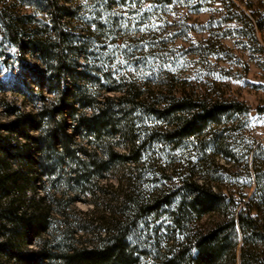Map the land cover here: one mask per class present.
I'll return each mask as SVG.
<instances>
[{
	"label": "rangeland",
	"instance_id": "374dc122",
	"mask_svg": "<svg viewBox=\"0 0 264 264\" xmlns=\"http://www.w3.org/2000/svg\"><path fill=\"white\" fill-rule=\"evenodd\" d=\"M67 1L77 17L67 28L74 35L89 34L87 43L73 44L75 52H82L78 68L86 74L79 81L90 90L88 95L95 94L87 96L77 112L92 114L95 109L88 100L123 96L119 88L139 93L137 108L132 109L126 100L121 105L110 103L111 110L123 117L117 120L131 127L137 144L143 146L144 163L137 167L129 160L104 168L101 177L93 176L89 185L72 184L75 191L63 185V180L70 168L80 167L64 161L58 164L52 157L48 162L58 183L51 193L60 197L69 188L77 199L64 214L51 206L48 234L39 241L50 234V241L65 240L64 245H95L97 229L113 226L116 219L121 224L127 220L134 264H169L174 251L192 246L194 236L203 229L216 221L236 220L252 198L263 233L246 244L251 256L247 264H264V0ZM48 8L46 0H0V11L21 20L31 33L23 36V42L14 41L0 17V134L13 143L24 142L22 128L37 134L25 116L42 117L44 111L42 124L46 125V117L58 103L59 85L70 82L64 75L57 77V63L45 60L39 47L50 49L55 42ZM172 96L206 104L238 101L248 110L226 113L198 135L172 140L167 135L173 129L172 118L152 111V106L158 109L164 104L157 101ZM17 122L21 124L15 126ZM111 136L114 148L128 155L127 139L119 132ZM90 138L94 149L99 139ZM98 147L103 153L104 147ZM135 172L139 177L129 182ZM189 179L232 199L221 210L183 217L184 199L190 194L186 190L174 194ZM41 180L37 174V185L27 192V200L45 194L48 184L44 186ZM82 188L86 191L80 192ZM138 192L144 203L154 207L131 223V217L122 213L134 208ZM179 208L182 225L174 220ZM226 234L228 251L216 264H243L245 242L239 225L231 226ZM38 245L33 242L28 247L37 249ZM184 252L180 261L189 264L195 250ZM61 255L58 251L54 257Z\"/></svg>",
	"mask_w": 264,
	"mask_h": 264
},
{
	"label": "trees",
	"instance_id": "16d2710c",
	"mask_svg": "<svg viewBox=\"0 0 264 264\" xmlns=\"http://www.w3.org/2000/svg\"><path fill=\"white\" fill-rule=\"evenodd\" d=\"M46 1L51 13V29L55 42L50 49L45 45L39 46V42L35 44L41 47L45 60L51 59L57 63L54 68L57 77L64 75L70 82L67 86L59 85L58 103L50 112V116L46 117V125L42 124L44 111L40 113L42 117H37L38 119L31 114L25 116L37 134L31 135L22 128L24 142L19 143H13L0 134V264H134L133 253L128 248L131 238L127 220L121 224V219H116L113 226L97 229L95 245L87 244L81 248L73 244L64 245L65 240L50 241V234L44 242L39 241L43 235L48 234L51 206L58 207L59 212L64 214L68 204L77 199V194L72 192V190L77 191V188H72V184L76 187L89 185L93 176L100 178L103 169L112 167L114 164H124L131 160L140 167L144 163L143 146L137 144V137H134L131 127H125L120 123L121 120H117L120 116L111 110L112 103H110L121 105L126 100L134 109L140 104V94L128 88H119L123 96L116 98L106 96L104 100H97V98L88 100L87 104L95 111L89 115L85 112L78 113L80 103L87 96H95L92 93L88 95L89 89L82 86L83 84L79 81L80 78H85L86 74L78 68L79 56L82 52H75L73 45L87 43L89 34L74 35L67 28L70 20L77 19L70 2L64 0V3L59 4V0ZM0 17L14 41L23 42V36L31 35L29 30L20 23L21 20L9 18L4 11H0ZM160 102H164L163 106L158 109L152 106V111H159V114L172 118L173 129L167 133L172 140L198 135L210 122L221 121L226 113L248 110L245 104L238 101H215L206 104L204 101L187 96H172L157 101V103ZM120 118L123 120V117ZM18 123L14 125L21 124V122ZM9 127L4 126V128L12 129ZM117 132L127 139L128 155L121 154L114 148L111 135ZM91 135L99 139L94 149L90 146L93 142ZM98 146L104 147L103 153ZM52 157L58 160V164L64 161L80 167L78 170L69 169L63 185L72 190L66 189L60 197L51 193L52 190H56L58 183L57 179H53L55 172L50 169L51 165L48 162ZM136 172L135 175L132 174L129 182H134V179L139 177ZM37 174H40L43 179L40 182L44 186L48 184V188L43 196L27 200V192L37 185L35 184ZM132 178H134L133 181H131ZM129 185L131 186V183ZM183 190L190 194L187 200L184 199L183 217L195 214L203 216L221 210L225 201L232 199L217 192L212 186L191 179L184 182L174 195ZM85 191V188L80 189V192ZM138 193L136 198H133L134 208L131 210L132 206H130L129 210L124 211L125 213L121 212L124 216L131 217L133 220L131 223L140 219L142 217L140 215L150 213L154 207L144 203L145 199L140 192ZM252 203V198L244 203L245 208L241 209L236 220L232 218L227 222L216 221L200 231L194 236L192 246L188 245L184 250L174 251L169 264H183L180 260L186 253L184 251L192 250L195 252L189 256V264H216L228 247L226 231L231 226L235 227L236 223L245 242L241 252L242 262L247 264L251 256L246 249V244L263 233L259 220L254 214ZM126 205L125 195L122 206ZM180 211L181 208L174 212V220L178 225L183 224V221L179 219ZM67 225L65 226L68 228ZM33 242L39 244L37 249L28 247ZM48 243L53 244L54 247H50ZM58 251L62 255L55 258V253Z\"/></svg>",
	"mask_w": 264,
	"mask_h": 264
}]
</instances>
